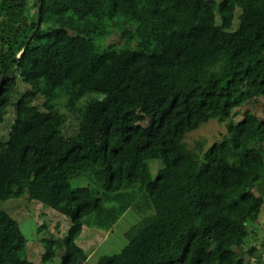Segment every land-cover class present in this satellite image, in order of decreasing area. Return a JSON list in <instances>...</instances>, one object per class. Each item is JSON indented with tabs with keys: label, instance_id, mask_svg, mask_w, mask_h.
Returning a JSON list of instances; mask_svg holds the SVG:
<instances>
[{
	"label": "trees",
	"instance_id": "16d2710c",
	"mask_svg": "<svg viewBox=\"0 0 264 264\" xmlns=\"http://www.w3.org/2000/svg\"><path fill=\"white\" fill-rule=\"evenodd\" d=\"M19 77L30 87L14 104ZM39 94L46 111L30 104ZM62 99L90 119L68 144ZM249 103L264 107V0H0V264H36L1 206L25 195L71 221L45 239L44 263L60 249L61 264H88L86 218L109 231L134 208L153 221L95 264H250L259 246L240 249L264 206V119H233ZM217 119L222 139L186 142ZM99 127L102 139L86 138ZM81 175L92 182L72 187Z\"/></svg>",
	"mask_w": 264,
	"mask_h": 264
},
{
	"label": "rangeland",
	"instance_id": "374dc122",
	"mask_svg": "<svg viewBox=\"0 0 264 264\" xmlns=\"http://www.w3.org/2000/svg\"><path fill=\"white\" fill-rule=\"evenodd\" d=\"M218 2L222 0H217ZM236 24L238 26L239 20L236 19ZM119 34H112L108 36L105 40L106 44L120 42ZM29 85L25 83L21 77H19V83L17 91L14 95V104H16L22 96L28 92ZM86 98H83L79 106H82ZM46 97L39 94L37 97L30 99V104L37 106L42 110H47L46 108ZM59 108L66 113L67 116V126L65 130V135L62 137V144H68L72 142V135L80 129L84 128L89 123V118L78 119L76 114L69 112L65 107V99L59 101ZM248 111L255 112L259 114L261 118L264 119V107L257 105L255 103H249L243 107L236 108L233 112V119L235 121H241ZM15 118V105L9 107L6 115L5 122L2 127V134L7 135L10 131V127ZM226 123L221 122L218 119L210 121L203 124L199 129L192 131L187 137L186 142L192 147L198 139H205L207 145L213 144L215 141L222 139L223 133L226 132ZM103 129L101 127L89 130L86 133V138H98L102 139ZM151 166L153 168L152 178L157 176L159 170V162L157 160H152ZM159 167V168H158ZM92 182L91 177L81 175L74 178L71 181L72 187L87 185ZM264 186V185H263ZM104 197V194H102ZM264 197V192H263ZM143 202L139 203L144 207L146 205L145 198H142ZM120 201V202H119ZM124 201L118 200L113 202L111 198L105 199V206L117 208L119 204ZM1 206L4 210L9 212L20 224L27 242L25 249L23 250V256L27 257L36 264H61L62 261V250H58L56 257L50 263L43 262V254L46 250L45 239L51 236L56 238H63L71 224L70 219L64 214L58 212L52 207L44 206L42 202L36 199H30L28 195L22 196L20 198H11L8 200L1 201ZM115 212L105 213L102 216L103 219L109 221ZM142 214H140L138 209L129 208L126 210L122 216L118 219L111 230L107 231L101 229L99 224L100 219L95 215L90 218H86V223L82 234L77 239V243L82 246L87 252H90L88 264H95L98 257L102 255H110L120 252L126 244L132 240L131 235L135 236L140 234L146 223L153 221V217L145 219ZM149 219V220H148ZM148 226L145 227V229ZM255 232L247 239L244 248L240 249L242 251H247L251 245L259 246L257 251L256 260H251L250 264H264V248L261 244L264 241V206L259 222L255 225ZM132 230V231H131ZM131 231V232H129ZM130 234V235H129ZM247 248V249H246Z\"/></svg>",
	"mask_w": 264,
	"mask_h": 264
},
{
	"label": "water",
	"instance_id": "95a60500",
	"mask_svg": "<svg viewBox=\"0 0 264 264\" xmlns=\"http://www.w3.org/2000/svg\"><path fill=\"white\" fill-rule=\"evenodd\" d=\"M38 9H39V10H38V13H39V15H38V25H37L36 29H35V30L32 32V34L30 35V38H33V36L35 35V33H36V31L38 30L39 25H40V19H41V8L39 7Z\"/></svg>",
	"mask_w": 264,
	"mask_h": 264
}]
</instances>
